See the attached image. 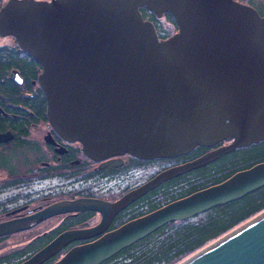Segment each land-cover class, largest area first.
Here are the masks:
<instances>
[{
	"label": "water",
	"instance_id": "obj_1",
	"mask_svg": "<svg viewBox=\"0 0 264 264\" xmlns=\"http://www.w3.org/2000/svg\"><path fill=\"white\" fill-rule=\"evenodd\" d=\"M169 12L178 31L159 39L151 21ZM0 33L42 66L47 116L93 160L130 154L173 158L229 141L159 171L114 201L77 198L0 222V236L31 221L100 213L90 227L65 230L19 264H100L166 223L193 217L264 186V162L104 232L113 217L162 182L264 140V15L238 0H8ZM104 232V233H103ZM103 233V234H102ZM102 234V235H100ZM179 264H264V213Z\"/></svg>",
	"mask_w": 264,
	"mask_h": 264
},
{
	"label": "flooded vegetation",
	"instance_id": "obj_2",
	"mask_svg": "<svg viewBox=\"0 0 264 264\" xmlns=\"http://www.w3.org/2000/svg\"><path fill=\"white\" fill-rule=\"evenodd\" d=\"M7 1L0 0V8ZM39 70V65L11 36L0 35V222L29 215L62 200L88 197L116 200L121 195L105 196L108 192L115 193L111 186L118 184L123 173L136 169L138 161H150L128 154L116 157L117 161L111 157L96 161L83 152L81 144L64 140L48 121L37 79ZM97 214L94 211L61 214L30 225L25 230H38L49 220L60 218L58 224L39 230L28 242L57 230L69 219L83 221L68 223L63 230L92 226L95 223L90 221ZM114 218L105 232L115 228L111 227ZM10 235L0 236V241ZM96 237L71 242L66 248Z\"/></svg>",
	"mask_w": 264,
	"mask_h": 264
},
{
	"label": "trees",
	"instance_id": "obj_3",
	"mask_svg": "<svg viewBox=\"0 0 264 264\" xmlns=\"http://www.w3.org/2000/svg\"><path fill=\"white\" fill-rule=\"evenodd\" d=\"M240 1L253 6L261 15H264V6L260 3H254L252 0ZM140 12L144 19L152 21L160 38H166L169 35V32L161 25V18L156 17L145 6L140 8ZM162 19L176 28L171 15L164 13ZM209 149V147L197 146L185 155L165 159L163 161L168 164L162 166L161 169L192 160ZM262 161H264V140L236 148L202 167L164 181L119 212L111 227H116L127 220L144 215L193 192L218 184L234 173ZM141 162L147 161H138V163ZM263 210L264 186L237 200L214 206L194 217L169 222L100 264H178ZM82 221L83 219L67 220L66 223L59 225L57 230L27 242L19 249L1 255L0 264L18 263L31 252L45 245L61 230L67 228L68 223ZM57 257H51L46 263H51Z\"/></svg>",
	"mask_w": 264,
	"mask_h": 264
},
{
	"label": "rangeland",
	"instance_id": "obj_4",
	"mask_svg": "<svg viewBox=\"0 0 264 264\" xmlns=\"http://www.w3.org/2000/svg\"><path fill=\"white\" fill-rule=\"evenodd\" d=\"M243 1H246V0H243ZM252 1L254 3H260L261 5L264 6V0H252ZM161 25H163V27L170 28L166 24L164 19H161ZM167 30L170 33H172L174 31V29H172V28L167 29ZM139 164L136 167V169H133L129 173L126 172L128 174L125 175L123 173L124 176H122L120 181L117 182L118 183L117 185L111 186V187L115 188V189H113V191L115 193H109L108 192V193H106L105 196L107 198H114L116 196L122 195L125 192L126 188H128L132 185L134 186V185H137L141 182H144L145 180L150 178L152 175H154L158 170H160V167L164 166L165 164H168V162L150 160V161L139 163ZM249 220H247V221H249ZM59 221H60V218L51 219V221L49 220L45 225L40 226V228H38V230H36V229H33L32 231L24 230L23 232L17 233L15 235H13V233H12L9 237L0 241V256L3 254H6V253H10L13 250L19 249L20 247H22L23 245H25L29 241V239L32 237V235L40 232L39 230H41V229L46 230V229H49L50 227L52 228L56 224H58ZM98 221H99V215L97 214V216L95 218H93L90 221V223L96 224ZM247 221H245L244 223H246ZM102 234H100V235H102ZM94 237H96V236H94ZM90 238H92V237H90Z\"/></svg>",
	"mask_w": 264,
	"mask_h": 264
},
{
	"label": "bare ground",
	"instance_id": "obj_5",
	"mask_svg": "<svg viewBox=\"0 0 264 264\" xmlns=\"http://www.w3.org/2000/svg\"><path fill=\"white\" fill-rule=\"evenodd\" d=\"M164 13H167V14H169V15H171L169 12H163V15H164ZM171 17H172V15H171ZM173 18V17H172ZM176 26V28L175 27H172V26H169L170 28H172V29H174V31L172 32V33H170L167 29H170V28H167V27H164V29L165 30H167L168 32H169V35L167 36V37H169V36H171V35H173L174 33H176L177 31H178V27H177V25H175ZM156 31V30H155ZM156 34H157V36H158V38L159 39H164V38H160L159 37V35H158V33H157V31H156ZM0 35H2V36H11L14 40H15V42L17 43V41H16V39H15V37L13 36V35H10V34H6V35H3V34H1L0 33ZM166 37V38H167ZM17 45L19 46V48H21L22 50H24L27 54H28V56L33 60V61H35L38 65H39V68H40V70H39V73H38V75L41 73V71H42V66H41V64L35 59V58H33L25 49H23L18 43H17ZM14 74L16 75V76H18V71L17 70H14ZM37 79H38V77H37ZM41 89V88H40ZM41 91H42V89H41ZM42 93H43V91H42ZM43 95H44V93H43ZM44 99H45V97H44ZM46 114H47V110H46ZM47 118H48V116H47ZM48 121H49V118H48ZM49 123H50V121H49ZM51 124V123H50ZM52 125V124H51ZM52 127H53V125H52ZM54 128V127H53ZM55 129V128H54ZM56 130V129H55ZM57 131V130H56ZM57 133L59 134V132L57 131ZM60 135V134H59ZM61 136V135H60ZM62 137V136H61ZM63 138V137H62ZM64 139V138H63ZM64 140H66V139H64ZM66 141H68V140H66ZM69 142H77V143H79V144H81L79 141H69ZM253 144V143H252ZM222 144L221 143H217V144H215V145H213V146H204V147H209L210 149L209 150H212V149H215V148H217V147H219V146H221ZM197 146H202V145H197ZM197 146H195V147H197ZM194 147V148H195ZM193 148V149H194ZM192 149V150H193ZM191 150V151H192ZM209 150H207V151H209ZM191 151H189V152H191ZM206 151V152H207ZM188 152V153H189ZM205 152V153H206ZM187 154V153H186ZM204 154V153H203ZM121 155H123V154H121ZM121 155H113L111 158H113L114 160H116L117 161V158L116 157H120ZM185 155V154H184ZM180 156H182V155H180ZM201 156V155H200ZM177 157H179V156H177ZM199 157V156H198ZM173 158H176V157H173ZM173 158H154L153 159V161H163V160H165V159H173ZM197 158V157H196ZM195 159V158H194ZM103 160V159H102ZM193 160V159H192ZM98 161H101V160H98ZM188 161H191V160H188ZM185 162H187V161H185ZM262 162H264V161H262ZM181 163H184V162H181ZM181 163H176V164H181ZM259 163H261V162H259ZM176 164H172V165H170V166H173V165H176ZM256 164H258V163H256ZM255 165V164H254ZM170 166H167V167H170ZM166 167V168H167ZM252 167V166H251ZM250 168V167H249ZM160 169H161V167H160ZM246 169H248V168H246ZM243 170H245V169H243ZM241 171V170H240ZM235 174V173H234ZM232 176V175H231ZM263 187V186H262ZM259 188H261V187H259ZM258 188V189H259ZM255 191V190H254ZM250 193V192H249ZM248 194V193H247ZM52 204V203H51ZM50 205V204H49ZM48 206V205H47ZM46 207V206H45ZM44 207V208H45ZM41 209H43V208H41ZM41 209H39V210H41ZM211 209V208H210ZM39 210H37V211H39ZM209 210V209H208ZM207 210V211H208ZM37 211H35V212H37ZM35 212H33V213H35ZM204 212H206V211H204ZM33 213H31V214H29V215H26V216H22V217H17V218H23V217H27V216H30V215H32ZM74 213H77V212H74ZM74 213H64V214H74ZM203 213V212H202ZM261 213H264V210L262 211V212H260L258 215H260ZM199 214H201V213H199ZM58 215H61V214H58ZM198 215V214H197ZM54 216H57V215H54ZM196 216V215H195ZM51 217H53V216H50V217H48V218H46V219H49V218H51ZM194 217V216H193ZM254 218V217H253ZM12 219H15V218H12ZM46 219H44V220H46ZM9 220H11V219H9ZM44 220H41V221H31L30 223H29V225H28V227L26 228V229H28L29 228V226L30 225H33V224H35V223H39V222H42V221H44ZM251 220V219H250ZM5 221H7V220H5ZM177 221H179V220H177ZM3 222V221H2ZM71 229H75V228H71ZM25 230V229H24ZM66 230H69V229H66ZM157 230V229H156ZM63 231H65V230H61L59 233H61V232H63ZM57 235H55L54 237H56ZM53 237V238H54ZM52 238V239H53ZM52 239H50L47 243H49ZM87 239V238H86ZM86 239H80V240H74V241H71V242H75V241H83V240H86ZM71 242H69L68 244H70ZM89 242V241H88ZM46 243V244H47ZM84 243H87V242H83V243H78V244H75V245H72V246H68L67 248H66V246L68 245V244H66L65 246H63L59 251H57L54 255H52L51 257H53V256H58L57 257V259H55L54 261H52L51 263H54V262H56V261H58L70 248H72L73 246H76V245H80V244H84ZM45 244V245H46ZM45 245H43V246H45ZM42 246V247H43ZM42 247H40L39 249H41ZM128 247V246H127ZM126 248V247H125ZM39 249H37V250H35V251H33V252H31L28 256H26V257H24L22 260H20L18 263L16 262L15 264H19L21 261H23L24 259H26V258H28L29 256H31L33 253H35L36 251H38ZM122 250V249H121ZM201 250V249H200ZM14 251V250H13ZM118 253V252H117ZM7 254V253H6ZM51 257H49L46 261H44L42 264H51V263H46ZM112 257V256H111ZM185 260V259H184ZM183 260V261H184ZM182 262V261H181ZM181 262H179V263H181ZM178 263V264H179Z\"/></svg>",
	"mask_w": 264,
	"mask_h": 264
}]
</instances>
